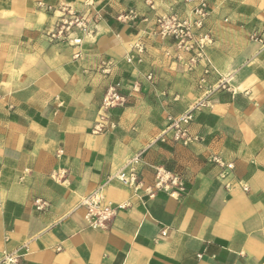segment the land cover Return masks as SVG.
Wrapping results in <instances>:
<instances>
[{
  "label": "crops",
  "instance_id": "0c3cea01",
  "mask_svg": "<svg viewBox=\"0 0 264 264\" xmlns=\"http://www.w3.org/2000/svg\"><path fill=\"white\" fill-rule=\"evenodd\" d=\"M146 1L0 0V264L7 256L16 264H264V44L252 39H264V0H207L209 76L203 66L189 71L172 41L150 35L160 15L189 14L192 5ZM41 3L91 4L96 34L79 50L48 43L55 19ZM223 78L229 89L190 125L200 142L161 139L168 118L202 96L203 79L212 87ZM118 83L128 102L96 133ZM138 154L144 186L135 190L117 175ZM158 170L179 175L185 191L150 198ZM97 190L117 209L104 229L81 207Z\"/></svg>",
  "mask_w": 264,
  "mask_h": 264
},
{
  "label": "built area",
  "instance_id": "2783aa9c",
  "mask_svg": "<svg viewBox=\"0 0 264 264\" xmlns=\"http://www.w3.org/2000/svg\"><path fill=\"white\" fill-rule=\"evenodd\" d=\"M146 2L154 9L152 0H147ZM186 3L192 5L189 14H182L178 10L172 9L170 13L160 15L156 19L150 35L162 40L172 41L176 47V57L178 60L185 59L184 56L187 55L185 66L189 71H194L197 67L203 66L205 76H209L214 71L211 61L206 55L207 48L213 42L211 32L207 29V23L211 17V8L207 0H186ZM40 8H45V11L55 19L54 25L45 31V37L48 43L52 45L64 44L79 50L87 38L96 34L100 18L95 13L91 4L87 5L84 10H79L67 3H62L58 8L44 7L41 3ZM136 16V12L131 11L129 17L126 18L135 19ZM252 39L264 44V39L256 35H253ZM136 50L139 55H143L146 51L143 46H137ZM167 55L170 56V53ZM79 57L80 52L75 55V58ZM134 61L135 58L131 56L127 59L128 63H133ZM138 62L141 63L142 59L140 58ZM102 71L108 74L107 65H105ZM152 80L153 74H149L146 77V81L150 83ZM206 83L205 79L201 81L199 89L202 92V96L186 113L178 117L168 118V125L161 139H165L171 133L173 141L184 147H189L201 141L200 137L193 136L190 133V125L194 120L195 114L203 109L210 108L213 95L218 90H228L230 86L229 81L224 78L212 87ZM141 87L142 84L140 82H135L132 92L139 93ZM121 89L122 86L119 83L108 87L99 111L100 120L94 129L96 133H102L106 130L110 110L124 107L127 104L128 99L121 94ZM113 127L114 125H110V128ZM211 161L223 166L219 157H212ZM141 163L142 155L138 154L128 163L126 171L117 175L118 181L135 190L143 187L144 183L138 169ZM244 190L248 191V188L244 187ZM184 191L185 185L182 178L177 174L169 173L165 170H158L156 182L146 189V193L150 198H154L158 192H163L170 197H174ZM81 207L86 211L85 217L88 223L96 229L109 227L117 212V209L105 203L101 190H97L91 195L84 197L81 201ZM42 208V206L37 207L39 210ZM124 208L125 206H120L118 209ZM166 234V231L162 232L163 236H166ZM18 258L7 256L4 262L16 264Z\"/></svg>",
  "mask_w": 264,
  "mask_h": 264
}]
</instances>
